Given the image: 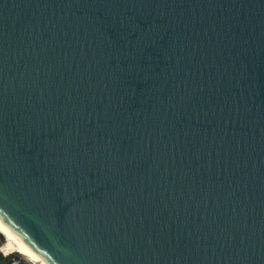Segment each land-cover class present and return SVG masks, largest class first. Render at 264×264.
I'll use <instances>...</instances> for the list:
<instances>
[{"label": "water", "instance_id": "95a60500", "mask_svg": "<svg viewBox=\"0 0 264 264\" xmlns=\"http://www.w3.org/2000/svg\"><path fill=\"white\" fill-rule=\"evenodd\" d=\"M0 221L42 264H264V0H0Z\"/></svg>", "mask_w": 264, "mask_h": 264}, {"label": "bare ground", "instance_id": "6f19581e", "mask_svg": "<svg viewBox=\"0 0 264 264\" xmlns=\"http://www.w3.org/2000/svg\"><path fill=\"white\" fill-rule=\"evenodd\" d=\"M0 235L4 238V243L1 245L3 255L17 254L18 259H23L26 264H42L1 221ZM16 264L20 263L16 260Z\"/></svg>", "mask_w": 264, "mask_h": 264}, {"label": "rangeland", "instance_id": "374dc122", "mask_svg": "<svg viewBox=\"0 0 264 264\" xmlns=\"http://www.w3.org/2000/svg\"><path fill=\"white\" fill-rule=\"evenodd\" d=\"M3 243H4V238L0 235V247ZM0 255L3 258H5V259H0V264H16V257H18L17 254H12L11 256H6V257H4L2 253H0Z\"/></svg>", "mask_w": 264, "mask_h": 264}, {"label": "built area", "instance_id": "2783aa9c", "mask_svg": "<svg viewBox=\"0 0 264 264\" xmlns=\"http://www.w3.org/2000/svg\"><path fill=\"white\" fill-rule=\"evenodd\" d=\"M0 253H2V254H3V252L1 251V247H0ZM9 256H11V255H9ZM4 257H6V256L4 255Z\"/></svg>", "mask_w": 264, "mask_h": 264}, {"label": "trees", "instance_id": "16d2710c", "mask_svg": "<svg viewBox=\"0 0 264 264\" xmlns=\"http://www.w3.org/2000/svg\"><path fill=\"white\" fill-rule=\"evenodd\" d=\"M0 259H5V258H3V257L0 255Z\"/></svg>", "mask_w": 264, "mask_h": 264}]
</instances>
